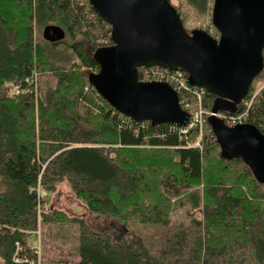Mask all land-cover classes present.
I'll list each match as a JSON object with an SVG mask.
<instances>
[{"label": "trees", "instance_id": "obj_1", "mask_svg": "<svg viewBox=\"0 0 264 264\" xmlns=\"http://www.w3.org/2000/svg\"><path fill=\"white\" fill-rule=\"evenodd\" d=\"M169 3L188 33L200 30L189 28L191 15L212 14L213 0ZM46 26L65 38L45 41ZM111 46L110 27L89 0H0L1 263L264 264V182L222 155L209 115L201 129L181 134L133 122L98 96L88 79L99 70L93 56ZM36 71L37 94L29 85ZM183 98L196 109L195 96ZM251 98L236 114L245 110L244 124L264 135V69ZM215 101L205 91L202 111L211 113ZM62 183L86 214L44 210ZM38 188L46 193L39 214ZM87 215L115 221L122 235L95 232ZM49 225L75 231L76 257L44 246ZM38 230L39 258L28 243Z\"/></svg>", "mask_w": 264, "mask_h": 264}, {"label": "water", "instance_id": "obj_2", "mask_svg": "<svg viewBox=\"0 0 264 264\" xmlns=\"http://www.w3.org/2000/svg\"><path fill=\"white\" fill-rule=\"evenodd\" d=\"M110 27L112 46L98 49L99 66L89 84L106 103L133 122L186 127L189 114L165 82H140L137 69L162 68L186 75L187 83L216 98L207 119L222 155L241 159L264 182V135L250 124L227 126L216 114H236L253 80L264 69V0H213L212 26L186 32L169 0H89ZM49 43L65 38L46 26Z\"/></svg>", "mask_w": 264, "mask_h": 264}, {"label": "rangeland", "instance_id": "obj_3", "mask_svg": "<svg viewBox=\"0 0 264 264\" xmlns=\"http://www.w3.org/2000/svg\"><path fill=\"white\" fill-rule=\"evenodd\" d=\"M171 2L173 4H176L177 0H171ZM210 19L211 16L198 17L197 15H191L188 19H186V22L188 23V26L191 30L200 29L202 31H206L213 38L217 39L219 37V34H217L218 36H216L215 33L217 31L213 29L214 27L212 26ZM41 36H42V31H41ZM29 85L31 86L30 87L31 91L37 94L38 87L40 86V75L37 73V71L34 73L33 79L29 81ZM256 93L253 95V97L256 95ZM252 100L253 98L249 99V101ZM42 202L43 201H41V203ZM47 202L48 203L43 202L46 205L44 210L45 209L49 210L51 208L57 211L64 212L70 216H83L84 214H86V211L83 208V206L74 198V195L72 194V192L65 183L60 184L55 189L54 192L49 194V198L47 194ZM85 220L87 225L92 230H94L95 232L102 233L106 236H110L114 241L118 240V238L123 233L121 228L115 226L117 224L115 223V221L111 219L101 218L95 215H87L85 217ZM38 232L40 233L39 230ZM42 232L43 235L41 234V236H43V240H44L43 244L46 248L55 249L56 252L59 254L72 253L73 254L72 256L76 257L78 251V239L76 237V234L74 233L75 231L70 229L68 231L61 229L59 230L56 226L49 225V227H45L44 229H42ZM39 240L41 241V237H39ZM28 243L29 246L33 247L34 245L37 244V240L34 236H32ZM0 264H2L1 261Z\"/></svg>", "mask_w": 264, "mask_h": 264}, {"label": "built area", "instance_id": "obj_4", "mask_svg": "<svg viewBox=\"0 0 264 264\" xmlns=\"http://www.w3.org/2000/svg\"><path fill=\"white\" fill-rule=\"evenodd\" d=\"M140 78L142 82H165L167 83L177 94V96L181 97V101L179 100V104L182 106L184 105L187 110H189V115H190V122L186 127H182L178 129V133L181 134H186L189 129H192L194 127H198L201 129V124L203 121V117L205 115H212V113H206L202 111V97L205 92L204 89L202 88H196L192 87L187 83L186 75L178 72V71H170V70H165L162 68H147L143 71V73L140 75ZM185 94H190L196 97V104L197 107L195 110L190 108V105L185 101L183 98ZM250 106V101L247 99L242 102V107L243 108H248ZM245 111V110H244ZM243 111V112H244ZM242 114H216L218 118L224 121V123L227 126H234L237 124H244V115L245 113ZM176 128V127H175ZM173 128V129H175ZM198 145V144H196ZM37 196H38V214H39V207L40 203L43 200V198L46 196V193H42L40 189H37ZM37 234V244L32 247L33 250H35L38 258L40 257V240H39V232ZM35 264V263H31ZM36 264H41L40 261H38Z\"/></svg>", "mask_w": 264, "mask_h": 264}]
</instances>
